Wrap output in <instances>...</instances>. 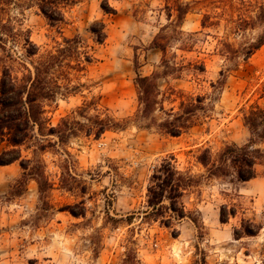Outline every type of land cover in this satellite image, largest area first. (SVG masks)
<instances>
[{
  "label": "rangeland",
  "instance_id": "374dc122",
  "mask_svg": "<svg viewBox=\"0 0 264 264\" xmlns=\"http://www.w3.org/2000/svg\"><path fill=\"white\" fill-rule=\"evenodd\" d=\"M176 1L109 0L117 9L113 14L102 9V0H82L68 8L64 22L53 25L40 11L38 0H0V33L4 37V44L0 41V81L3 65L21 76L22 63L32 67V61L55 50L64 37L80 35L94 48L96 60L84 71H72L75 91L63 90L47 102L49 122L57 126L67 117L86 121L78 110L89 100L98 103L102 117L129 121L126 128L100 136L80 131L57 147L64 155L50 146L43 155L46 174L53 183L46 197L33 179L20 195L12 194L23 172L21 164L0 165V264H121L131 248L140 264H194L202 252L208 264H264V225L255 236L236 238L234 234L243 217L264 223L263 165L258 167V176L249 181H239L236 175L207 179L187 195L185 202L198 215L199 226L189 218L173 227L142 218L149 177L163 158L174 155L180 167L204 173L196 158L199 149L210 147L217 152L228 143H245L250 131L244 112L254 102L264 104L262 45L229 71L226 84L215 92L213 110L189 131L171 136L133 121L139 108L135 55L140 73L150 74L156 68L161 51L149 44L163 26L175 20L174 12L169 18L167 4ZM180 1L191 5L183 30H202L195 50L185 55L205 58L207 72L201 84L190 76L171 79V84L210 93L211 82L231 64L219 53L218 40L239 47L264 33V22L237 25L240 16H254L264 0H250L252 6H243L240 0ZM204 13L219 23L203 29ZM97 21L106 25L108 37L103 44L97 43L90 31ZM32 45L39 47V53L28 56ZM8 50L11 56H7ZM90 113L97 111L91 108ZM6 145L0 142V152ZM22 154L31 157L32 149L23 145ZM61 157L69 159L68 169H64L66 187L61 183V164L66 161ZM231 202L242 207L223 223L220 205Z\"/></svg>",
  "mask_w": 264,
  "mask_h": 264
},
{
  "label": "trees",
  "instance_id": "16d2710c",
  "mask_svg": "<svg viewBox=\"0 0 264 264\" xmlns=\"http://www.w3.org/2000/svg\"><path fill=\"white\" fill-rule=\"evenodd\" d=\"M82 0H38L42 14L53 24L65 21L68 8ZM243 6H252L250 0H240ZM101 7L106 13H117L109 0H102ZM168 16L175 13V20L170 25L163 26L154 36L149 48L161 51V58L156 68L150 74H142L141 64L135 55V84L138 88L139 108L133 121L140 127H156L171 135L180 136L196 126L213 110L215 92H219L226 84L228 73L238 68L242 61L264 45V33L246 45L236 47L226 39L218 40V50L225 59L231 62L220 70V77L211 82L210 93H195L171 84V79H182L190 76L197 84L204 81L207 72L205 58L187 57L193 52L199 40L200 31L185 32L183 22L191 11L190 3L177 0L173 5L167 4ZM254 16H240L237 25L253 26L264 22V5H257ZM210 13H204L201 20L203 29L216 25L218 20ZM238 26V27H239ZM90 31L95 35L96 42L103 44L107 37L106 25L103 21L94 22ZM0 41L4 37L0 33ZM29 43V39L27 40ZM27 49V55L39 53L37 45ZM6 50V46L2 45ZM175 49L174 51H170ZM177 50L182 51L179 54ZM9 52V50H8ZM9 52L7 56H11ZM96 60L94 48L85 44L80 35L64 37L55 50L32 61V67L22 63V75L15 73L9 65H3L0 81V142H6L0 152V165L19 161L23 172L11 189L14 195H20L29 180L37 182L42 197L48 196L53 183L46 174V161L43 155L50 146L59 147L66 144L69 137L80 131L100 136L108 130L124 129L128 120H119L107 115L102 117L98 103L95 100L85 101L78 112L86 121L76 118H64L57 126H52L47 116V102L56 98L63 90L73 92L77 86L72 84V71L81 72ZM93 108L96 114H91ZM244 123L250 131L248 140L243 144L228 143L219 151L210 147L199 149L197 161L205 172L195 174L190 168L180 167L174 155L163 158L153 169L147 185L146 207L142 218L158 221L166 227H173L185 218L191 219L199 226V217L188 208L185 198L197 189L204 180L236 175L239 181H249L258 176L260 165L264 166V104L254 102L244 112ZM57 137V140L52 137ZM32 149L31 157H24L22 146ZM59 151V149H57ZM64 152L67 153L65 149ZM60 152V151H59ZM64 155L63 152H60ZM62 158V157H61ZM61 164L62 187H66L64 169H68V158ZM242 206L239 203H223L220 205V221L229 222L235 217ZM73 213L76 215L73 211ZM82 214V213H80ZM133 215L129 217L132 220ZM264 223L252 218H242L239 227L235 228L236 238L255 236L263 228ZM202 252V251H201ZM121 264H140L137 252L129 249ZM194 264H208L205 254L195 260Z\"/></svg>",
  "mask_w": 264,
  "mask_h": 264
}]
</instances>
